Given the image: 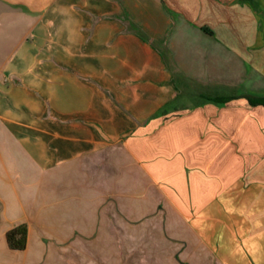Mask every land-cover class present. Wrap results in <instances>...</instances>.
<instances>
[{
    "label": "crops",
    "instance_id": "obj_1",
    "mask_svg": "<svg viewBox=\"0 0 264 264\" xmlns=\"http://www.w3.org/2000/svg\"><path fill=\"white\" fill-rule=\"evenodd\" d=\"M255 2L257 8L244 0H0V186L10 193L0 191V252L7 257L0 264L39 243V232L50 228L47 216L84 214V192H99L101 182L110 190L99 198L131 201L132 193L114 190L112 167L120 159L127 168L122 181L140 182L152 195L141 197L144 210L118 204L108 214L148 216L153 210L147 204L159 209L167 197L178 216L188 208L198 212L195 235L212 245L218 264H229L224 242L212 232V196H198V189L212 182L207 169L219 161L236 159L240 173L248 163L238 153L243 144L228 137L229 122L214 127L199 120L198 110L264 112L242 98L221 106L201 98L264 96V0ZM183 95L196 103L185 106ZM100 166L108 169L106 178ZM185 166L192 191L178 186L179 196H170L175 179L184 182L174 168L180 176ZM62 168L77 171L78 193L68 206L36 207L38 175ZM89 172L98 188L85 185ZM8 204L20 217L7 218ZM20 223L28 226L26 248L12 251L4 235ZM251 241L244 246L252 262L264 264V239ZM248 253L242 255L249 263Z\"/></svg>",
    "mask_w": 264,
    "mask_h": 264
},
{
    "label": "rangeland",
    "instance_id": "obj_2",
    "mask_svg": "<svg viewBox=\"0 0 264 264\" xmlns=\"http://www.w3.org/2000/svg\"><path fill=\"white\" fill-rule=\"evenodd\" d=\"M187 88L196 91L189 85ZM181 97L185 106L196 103L194 96ZM198 111L200 112L199 120L211 122L214 127H220L221 122L227 120L229 130L232 132L228 137L233 138L232 142L239 143V146L241 144L244 146V151L238 152L244 154L248 163L243 171L239 172L240 164L232 157H229V161H219L209 170L206 168L207 177L212 182H202V185H199L202 192L198 189V196L200 193L204 196L205 193L212 196L215 209L209 216L214 225L212 232L216 234V238L224 242L223 251L229 264H254L253 254L250 252L251 256H249L248 248L244 244L248 240H254L257 235L264 239V112L241 107L201 108ZM227 111L232 115L228 116ZM237 127H243L244 133L237 134ZM177 140H181L180 136ZM189 154L188 152L187 160L190 164L192 161ZM168 155L171 154L168 153ZM177 168H174L176 172ZM126 169L122 159L113 165L112 170H115V172L112 171L113 176L118 179L113 186L118 195L132 193L134 198H131V201L125 202L124 197L115 199L101 196L104 198H99L98 193L102 194L110 190L109 184L101 182L99 192L92 189L84 192V203L81 206L84 207V214L47 216L46 225L50 228L39 232V243L31 244L26 254L13 253L14 258H9L7 264H218L217 255L215 253L211 255L212 245L202 244L200 237L195 235L193 228L201 223L198 212L192 208L187 207L186 214L178 216L171 208L169 198L161 197L159 209L147 204L146 208L153 210L148 216L135 214L134 220H130L122 214H108V209H114L118 204L122 207L131 206L134 210H144L142 198L147 195L150 198L152 195V191L144 188V184L140 182L124 183L122 180ZM185 169L188 171L190 168L185 166L179 169L182 176L174 173V176L183 178L184 182H179L176 178L168 191L172 194L170 196L179 194L178 186L186 187L187 189L184 188L186 194H188V187H191L192 191L193 183L190 184L188 178L187 181L184 178ZM99 170L100 178H106L109 175L106 167L100 166ZM89 173L90 177L85 178L89 183L86 182L85 185L89 188H98L100 183L92 182L93 172ZM196 175L198 183L203 181L199 180L201 175L199 170ZM37 178L40 181L33 191L36 207L60 208L65 207L63 204L68 206V199L79 190L80 177L75 169L62 168L56 173L38 175ZM208 179L204 178V181ZM168 186L162 184L163 188ZM7 190L8 188L0 186V191L9 196L10 193ZM58 200L61 204L57 203ZM177 200L171 199L175 202ZM148 201L150 203L151 200ZM201 201L202 199L198 197L199 204ZM14 207L8 204L7 218L20 217L16 214L17 209ZM65 224L70 229L64 230ZM54 233L58 237H55ZM64 235L67 239L61 240L60 237ZM215 243L217 244V241ZM216 244L214 247L217 248ZM244 252L246 255L248 253L249 263L243 256ZM239 254H241L240 258L237 256ZM5 258L7 257L0 252L1 262Z\"/></svg>",
    "mask_w": 264,
    "mask_h": 264
},
{
    "label": "trees",
    "instance_id": "obj_3",
    "mask_svg": "<svg viewBox=\"0 0 264 264\" xmlns=\"http://www.w3.org/2000/svg\"><path fill=\"white\" fill-rule=\"evenodd\" d=\"M249 2L254 8H257L255 0H244ZM204 103H212L216 106L227 104L236 99H244L250 107L264 108V96H252V95H215V96H201ZM28 226L26 223H20L9 229L4 239L7 247L12 251H23L26 248L27 243Z\"/></svg>",
    "mask_w": 264,
    "mask_h": 264
},
{
    "label": "water",
    "instance_id": "obj_4",
    "mask_svg": "<svg viewBox=\"0 0 264 264\" xmlns=\"http://www.w3.org/2000/svg\"><path fill=\"white\" fill-rule=\"evenodd\" d=\"M222 1H224V2H230V1H232V0H222Z\"/></svg>",
    "mask_w": 264,
    "mask_h": 264
}]
</instances>
